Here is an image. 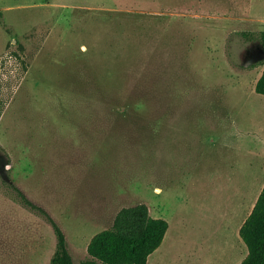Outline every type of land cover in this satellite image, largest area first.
<instances>
[{
  "label": "rangeland",
  "instance_id": "rangeland-1",
  "mask_svg": "<svg viewBox=\"0 0 264 264\" xmlns=\"http://www.w3.org/2000/svg\"><path fill=\"white\" fill-rule=\"evenodd\" d=\"M262 30L264 0H0V264H51L57 243L12 184L76 261L144 202L170 223L147 264H239L264 186Z\"/></svg>",
  "mask_w": 264,
  "mask_h": 264
},
{
  "label": "trees",
  "instance_id": "trees-1",
  "mask_svg": "<svg viewBox=\"0 0 264 264\" xmlns=\"http://www.w3.org/2000/svg\"><path fill=\"white\" fill-rule=\"evenodd\" d=\"M259 40L264 49V30L260 32ZM255 89L264 94V69L255 83ZM12 186L22 203L42 213L53 226L57 243L51 264H147L150 254L162 244L170 226L166 218L152 216L144 202L124 206L117 212L110 227L93 235L87 247L89 256L76 261L57 220L21 188L15 184ZM239 232L248 247L247 255L239 264H264V186Z\"/></svg>",
  "mask_w": 264,
  "mask_h": 264
},
{
  "label": "crops",
  "instance_id": "crops-1",
  "mask_svg": "<svg viewBox=\"0 0 264 264\" xmlns=\"http://www.w3.org/2000/svg\"><path fill=\"white\" fill-rule=\"evenodd\" d=\"M167 116L169 117L171 115H167ZM228 122H230V124H228ZM218 123L215 127L217 128L216 129L217 132H219L220 134L219 135V146L221 148L226 146L227 148H230V149H233L234 146L238 147L240 144L241 135L239 134L240 133L239 121L235 118V116H225V115H222V117L219 116Z\"/></svg>",
  "mask_w": 264,
  "mask_h": 264
}]
</instances>
